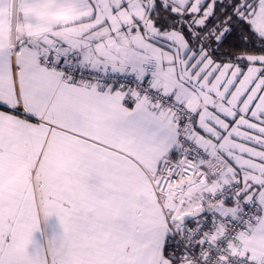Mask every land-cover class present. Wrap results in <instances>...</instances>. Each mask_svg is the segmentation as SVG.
<instances>
[{
	"label": "snow or ice",
	"instance_id": "snow-or-ice-1",
	"mask_svg": "<svg viewBox=\"0 0 264 264\" xmlns=\"http://www.w3.org/2000/svg\"><path fill=\"white\" fill-rule=\"evenodd\" d=\"M0 264H264V0H0Z\"/></svg>",
	"mask_w": 264,
	"mask_h": 264
}]
</instances>
